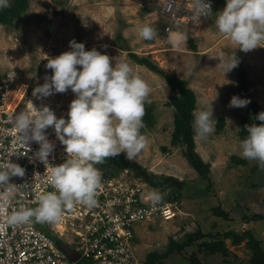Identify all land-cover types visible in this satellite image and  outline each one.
<instances>
[{
    "label": "rangeland",
    "instance_id": "obj_1",
    "mask_svg": "<svg viewBox=\"0 0 264 264\" xmlns=\"http://www.w3.org/2000/svg\"><path fill=\"white\" fill-rule=\"evenodd\" d=\"M164 0H30L29 11L12 25L0 24V84L8 99L19 104L23 111L32 104L40 108L49 106L57 118L67 116L75 94L69 89L45 98L33 96V89L51 76L47 69L48 58L70 51L69 41L85 45V50L95 48L109 55L114 63H130L151 86L150 103L152 127L143 121L141 129L148 139L147 146L132 159L149 173L169 175L184 181L180 204L182 213L174 220H153L143 223L138 230L137 249L143 264L153 253H164L170 242H181L186 235L202 230L208 241L222 242L228 255L217 254L208 258L200 252V239L180 253L157 260L154 264H192L197 255L202 264H244L252 256L246 241L233 245L225 233L251 231L264 249V169L254 159L240 155V133L246 107H232L230 100L240 96V71H245L251 94L264 111V47L247 52L228 37L219 34L215 27V14L226 6V0H217V6L206 23L187 22L174 30L187 33V42L173 49L167 42V20L155 11ZM13 0H9L12 4ZM149 24L157 29L153 40L138 37L136 28ZM124 38L118 40V36ZM191 40L193 42H191ZM130 46V51L122 47ZM194 43L195 49L192 44ZM121 44V46H120ZM236 52L238 66L224 75L217 67L219 54ZM147 57L166 75L185 79L196 93L197 109L211 103L216 120L215 132L206 140L195 138L196 152L210 164V181L202 179L184 156V146L171 143L174 130V107L169 104L170 88L166 80L148 67L133 61L129 54ZM20 89L16 95L12 90ZM23 92V94H22ZM13 93V94H12ZM22 100L20 101L21 96ZM203 101V102H202ZM18 102V103H17ZM222 122V126L219 124ZM119 155L126 157L125 153ZM234 158L243 160L239 163ZM129 160V159H128ZM221 208L228 216H216L213 209ZM70 231L66 237L71 240Z\"/></svg>",
    "mask_w": 264,
    "mask_h": 264
},
{
    "label": "clouds",
    "instance_id": "obj_2",
    "mask_svg": "<svg viewBox=\"0 0 264 264\" xmlns=\"http://www.w3.org/2000/svg\"><path fill=\"white\" fill-rule=\"evenodd\" d=\"M8 6L9 0H0V9ZM209 13H212L210 0H194L190 19L201 21V17ZM215 27L241 51L264 47V0H226L223 10L215 14ZM136 33L143 40H153L157 29L143 24L136 28ZM166 39L173 49H180L188 35L183 30H169ZM69 46L70 51L47 59L45 67L52 70V75L45 76V82L32 93L45 98L70 89L75 99L69 105L67 119L57 118L47 105L37 108L33 104L30 111H21L12 118L13 128L18 133L17 142L25 147L29 141L39 144L33 156L45 164L53 191L39 195L34 208L22 204L14 210L7 218L10 224L31 223L33 218L36 222L58 223L64 211L76 204L96 206L102 181L95 165L122 152L132 160L148 144L141 129L145 127V104L151 102L149 83L126 61L115 58L113 63L106 53L95 48L85 50V45L75 40L69 41ZM217 58V67L224 69V75L239 63L236 52L226 57L221 51ZM249 102L233 96L230 106L245 107ZM256 119L264 122V111L258 113ZM215 123L211 103L207 108L194 110L196 137L206 140L215 132ZM50 126L67 153V158L59 165L48 162L55 148L45 131ZM246 131L247 136L239 143L240 155L257 160L264 169V123L247 125ZM24 175L25 169L10 159L0 162V201L11 202L21 186L10 183V177ZM162 196L158 190H152L147 198L155 204Z\"/></svg>",
    "mask_w": 264,
    "mask_h": 264
},
{
    "label": "built area",
    "instance_id": "obj_3",
    "mask_svg": "<svg viewBox=\"0 0 264 264\" xmlns=\"http://www.w3.org/2000/svg\"><path fill=\"white\" fill-rule=\"evenodd\" d=\"M193 4L194 0H164L155 11L167 20V36L169 30L185 24V20L192 22ZM210 4L212 13L198 22L206 23L210 19L217 0H210ZM21 111L20 103L10 105L7 92L0 84V162L10 159L25 169L23 177H10V183L21 185L11 202L0 201V264H143L137 249L141 225L153 220H174L182 213V208L180 200L173 198L163 202V196L153 204L147 197L155 189L129 169L113 174L101 163L95 165L102 181L96 206L76 204L64 211L58 223L36 222L34 218L26 224L8 223V216L22 204L34 208L39 195L53 191L45 164L33 156L39 144L29 141L25 147L16 140L18 133L13 128L12 118ZM45 131L55 144L48 162L59 165L67 158L65 146L56 138L51 126ZM68 231L71 240L66 237ZM58 243L78 253L79 259L74 260Z\"/></svg>",
    "mask_w": 264,
    "mask_h": 264
},
{
    "label": "trees",
    "instance_id": "obj_4",
    "mask_svg": "<svg viewBox=\"0 0 264 264\" xmlns=\"http://www.w3.org/2000/svg\"><path fill=\"white\" fill-rule=\"evenodd\" d=\"M29 1L30 0H13V3L9 4L7 8L0 9V24L12 25L15 20L23 17L29 11ZM118 40L123 41L124 38L119 35ZM191 42L193 41L191 40ZM192 46L194 49L196 48L194 43ZM129 56L133 61L148 67L166 80L171 92L169 104L174 107V130L172 133L171 143L173 146H184V156L187 158L188 162L202 179L210 181V164L204 162L195 149L196 143L194 138L195 133L193 130V112L197 107L196 93L194 90L189 88L187 80L166 75L165 72L158 67V65L147 57H141L135 53H130ZM240 76V96L242 99H248L250 101L247 104L245 114L242 118V129L240 133V139L242 140L247 136V125H260L264 122L256 119L257 114L260 113L262 109L259 102L250 92L244 70L243 72L240 71ZM64 118L67 119V116ZM144 120L149 127H152L151 111L148 108L145 109ZM219 126H222V122H220ZM234 160H237L239 163L244 162L243 160L237 158H234ZM101 165L113 174L118 173L123 169L132 170L136 176L142 178V180L149 184L153 189L158 190L161 193H165L162 199L163 202L172 200L173 198L180 200L182 188L185 183L176 177L149 173L138 162L128 160L121 155L106 158ZM213 212L216 216L228 219L227 214L221 208H215L213 209ZM260 217L263 218L264 216ZM224 236L226 238H231L232 243L235 246L240 245L243 241H246V247L252 251V256L250 260L244 264H264V249L262 248L261 243L255 239L251 231H243L240 234L230 231L225 233ZM200 239H203L204 241L200 243L198 250L200 252L205 251L203 253H206L208 258L220 253L222 255H228L229 252L224 243L208 241V235L203 233L202 230H199L195 233H189L186 235L185 240L181 242L172 240L164 253L151 254L150 258L146 261V264H154L157 260L168 258L175 252L180 253L186 247L195 244ZM191 261L192 264H202L199 257L194 254L192 255Z\"/></svg>",
    "mask_w": 264,
    "mask_h": 264
},
{
    "label": "water",
    "instance_id": "obj_5",
    "mask_svg": "<svg viewBox=\"0 0 264 264\" xmlns=\"http://www.w3.org/2000/svg\"><path fill=\"white\" fill-rule=\"evenodd\" d=\"M122 47H125L128 51H130V46L127 43L122 42ZM58 244L60 245V243H58ZM60 246L74 260H78L79 259L80 255L78 253H76L75 251H73L72 249H70L68 246H66V245H60Z\"/></svg>",
    "mask_w": 264,
    "mask_h": 264
},
{
    "label": "bare ground",
    "instance_id": "obj_6",
    "mask_svg": "<svg viewBox=\"0 0 264 264\" xmlns=\"http://www.w3.org/2000/svg\"><path fill=\"white\" fill-rule=\"evenodd\" d=\"M23 86H21V87H19V89L17 88V90L15 89V90H12V92H15L16 93V95L17 96H19L20 94H21V91H20V89L21 90H23ZM9 94H11V92L8 90L7 91V96H9ZM13 94V93H12ZM22 94H23V92H22ZM22 97L24 98V96L22 95L21 96V98H20V101L22 100ZM18 103V102H17ZM10 105L11 106H15L16 104H14V101H12V99H10ZM60 230H63V228L62 227H58Z\"/></svg>",
    "mask_w": 264,
    "mask_h": 264
}]
</instances>
